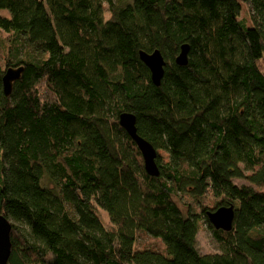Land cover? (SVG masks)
<instances>
[{
    "label": "trees",
    "instance_id": "16d2710c",
    "mask_svg": "<svg viewBox=\"0 0 264 264\" xmlns=\"http://www.w3.org/2000/svg\"><path fill=\"white\" fill-rule=\"evenodd\" d=\"M0 30L9 264H264V0H0ZM156 49L160 86L140 58ZM21 65L7 96L5 71ZM125 111L158 150V176ZM231 205L232 229H216L208 211ZM202 220L216 252L199 248ZM141 232L163 248L139 246Z\"/></svg>",
    "mask_w": 264,
    "mask_h": 264
},
{
    "label": "water",
    "instance_id": "95a60500",
    "mask_svg": "<svg viewBox=\"0 0 264 264\" xmlns=\"http://www.w3.org/2000/svg\"><path fill=\"white\" fill-rule=\"evenodd\" d=\"M189 51V44L182 45L181 51L175 59L178 65L185 66L188 64ZM140 58L150 69L152 82L156 86H160L167 65L163 53L159 49L153 52L142 50L140 51ZM24 68V65H21L6 69L3 76V88L7 96L12 93L14 82L22 76ZM119 122L136 142L142 154L147 173L152 176H158L160 174V168L157 164L158 150L138 133L136 115L132 112H122L119 116ZM208 217L216 229L229 231L233 227L235 218L234 206H222L215 210H209ZM12 227V222L5 215L0 214V264H9L12 250Z\"/></svg>",
    "mask_w": 264,
    "mask_h": 264
},
{
    "label": "rangeland",
    "instance_id": "374dc122",
    "mask_svg": "<svg viewBox=\"0 0 264 264\" xmlns=\"http://www.w3.org/2000/svg\"><path fill=\"white\" fill-rule=\"evenodd\" d=\"M139 3H144L146 0H138ZM249 12V5L246 3H243V13L242 17L246 18L248 16ZM4 13H7L4 11ZM8 33L5 31L0 30V57L4 58L6 55V51L8 48ZM235 183L238 185L242 184H248V181L242 180V179H235ZM254 187L264 192V185H254ZM180 205L183 207L184 210H187L189 207H193V211L200 213L202 210V204L200 205L195 199L190 197L187 194H184L183 196H180ZM203 205H207L210 207L213 206V199L211 197L203 198L202 200ZM101 217L104 221H109L108 213L103 211H100ZM14 222V221H13ZM198 243L199 248L203 253H212L218 251V242L216 241L214 234L212 230L209 228L208 224L202 220L200 222V228L198 232ZM138 245L139 246H150V247H156V248H163V245L161 244L160 240L147 234L144 232H141L138 238Z\"/></svg>",
    "mask_w": 264,
    "mask_h": 264
}]
</instances>
